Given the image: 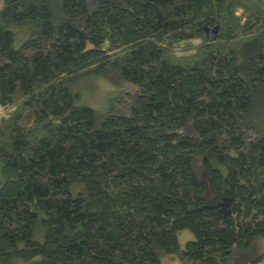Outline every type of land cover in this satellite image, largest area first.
Segmentation results:
<instances>
[{
	"label": "trees",
	"instance_id": "1",
	"mask_svg": "<svg viewBox=\"0 0 264 264\" xmlns=\"http://www.w3.org/2000/svg\"><path fill=\"white\" fill-rule=\"evenodd\" d=\"M165 258L264 264V0H2L0 264Z\"/></svg>",
	"mask_w": 264,
	"mask_h": 264
},
{
	"label": "rangeland",
	"instance_id": "2",
	"mask_svg": "<svg viewBox=\"0 0 264 264\" xmlns=\"http://www.w3.org/2000/svg\"><path fill=\"white\" fill-rule=\"evenodd\" d=\"M89 5V10L93 9L95 6V0H86ZM2 6V0H0V7ZM77 86L76 92L80 95L79 104L82 103L85 106L92 108L96 111L99 119H102L105 113L115 105L116 96L120 95L119 93H115L116 90L110 84H108L104 79L88 75L80 79L75 83ZM111 88H109V87ZM120 92L125 95H129L130 97L136 94V89L129 85L124 84L118 87ZM117 92V91H116ZM127 98H123L120 96L119 104L117 107L122 109L123 103H126ZM178 242L181 248L184 247L185 241L192 239V234L188 231H180L177 234ZM167 258V257H166ZM165 258V259H166ZM165 264H178V260L176 258L172 260H165Z\"/></svg>",
	"mask_w": 264,
	"mask_h": 264
}]
</instances>
